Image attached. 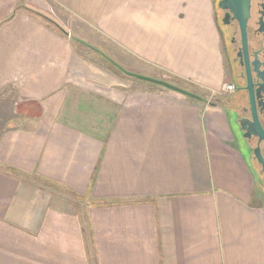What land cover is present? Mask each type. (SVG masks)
I'll list each match as a JSON object with an SVG mask.
<instances>
[{"label":"crops","instance_id":"obj_1","mask_svg":"<svg viewBox=\"0 0 264 264\" xmlns=\"http://www.w3.org/2000/svg\"><path fill=\"white\" fill-rule=\"evenodd\" d=\"M55 1L138 73L235 84L216 0ZM19 3L0 0V264H264L233 90L124 76Z\"/></svg>","mask_w":264,"mask_h":264},{"label":"flooded vegetation","instance_id":"obj_2","mask_svg":"<svg viewBox=\"0 0 264 264\" xmlns=\"http://www.w3.org/2000/svg\"><path fill=\"white\" fill-rule=\"evenodd\" d=\"M218 10L228 73L235 82L228 101L237 145L254 169L258 199L264 207V0H251L245 38L232 11Z\"/></svg>","mask_w":264,"mask_h":264},{"label":"rangeland","instance_id":"obj_3","mask_svg":"<svg viewBox=\"0 0 264 264\" xmlns=\"http://www.w3.org/2000/svg\"><path fill=\"white\" fill-rule=\"evenodd\" d=\"M21 4L23 5H30L33 7H37L39 10L45 12L47 15L46 17L50 18L53 21L58 22L60 25L64 27V29L71 31L72 39L73 37H77L80 39L85 40L89 44L94 45L95 47L102 50L104 53H106L108 56H110L113 60H115L117 63H119L124 68L136 72L132 68L128 66L127 63H125L123 58L119 55L116 47L113 46V44L104 38L102 35L99 34H87L86 32L88 29H85V26L81 21H79L73 14H71L67 9H65L63 6H61L57 1L55 0H19ZM220 0H216V6H218ZM34 3V4H32ZM220 8L219 6L217 7ZM75 45L82 51L84 54H86L90 59H93L97 63L104 64L107 67L110 66L109 62L96 50H93L77 40H74ZM138 73V72H136ZM124 76L125 73H120ZM231 82H228L230 84ZM199 93H203L205 97L211 101V102H221L225 103L227 101V97L229 96V92L227 89H224L222 92L218 93H211V92H203V90L199 91ZM13 99H14V92L13 91H7L0 95V118L7 119L9 116L10 109L13 106ZM7 125V124H6ZM253 202L257 205H262L259 202L258 197H255Z\"/></svg>","mask_w":264,"mask_h":264},{"label":"water","instance_id":"obj_4","mask_svg":"<svg viewBox=\"0 0 264 264\" xmlns=\"http://www.w3.org/2000/svg\"><path fill=\"white\" fill-rule=\"evenodd\" d=\"M250 5H251V0H220L218 3V6L221 9H229L230 11H232L235 18L239 21V23L241 25V28H242V31L244 34V38H245V33H246L247 20H248V17L250 15ZM73 38L75 40H77L78 42H80L81 44L99 52L103 57L108 59L116 67H118L122 72H124L125 74H127L129 76H132L134 78H137V79H140V80H143L146 82H150V83L160 85V86H163L165 88L180 92V93H182L188 97H191V98L199 100V101L208 102V100L206 98H204L203 96H201L200 94L193 92L191 90H188V89H186L182 86H179L177 84H174V83H172L166 79L156 78V77L145 75L142 73H136V72L130 71V70L124 68L123 66H121L119 63H117L110 56H108L106 53H104L102 50L95 47L94 45L89 44L88 42H86L83 39H80L77 37H73Z\"/></svg>","mask_w":264,"mask_h":264},{"label":"trees","instance_id":"obj_5","mask_svg":"<svg viewBox=\"0 0 264 264\" xmlns=\"http://www.w3.org/2000/svg\"><path fill=\"white\" fill-rule=\"evenodd\" d=\"M18 8H26L23 4H21V3H19V5H18ZM29 11H32V12H34V13H38V12H36V11H34V10H32V9H29V8H27ZM39 15H41L40 13H38ZM41 16H43V15H41ZM43 17H45V16H43ZM48 21H50V22H52L53 24H55L57 27H59L60 29H62L55 21H53V20H51V19H49V18H47V17H45ZM105 58V57H104ZM106 59V58H105ZM107 60V62H109V64H110V66H109V68L110 69H112V70H114V71H116V72H118V73H122V71L118 68V67H116L112 62H110L108 59H106ZM124 73V72H123ZM172 83H174V84H177V85H179V86H182L183 87V85H182V83H179V82H173V81H171ZM198 94H200L201 96H203L204 98H206L205 97V95L203 94V93H199L198 92ZM207 99V98H206ZM194 100V99H193Z\"/></svg>","mask_w":264,"mask_h":264},{"label":"built area","instance_id":"obj_6","mask_svg":"<svg viewBox=\"0 0 264 264\" xmlns=\"http://www.w3.org/2000/svg\"><path fill=\"white\" fill-rule=\"evenodd\" d=\"M234 87H235L234 84H227V86H226V88H227L228 90H233Z\"/></svg>","mask_w":264,"mask_h":264}]
</instances>
